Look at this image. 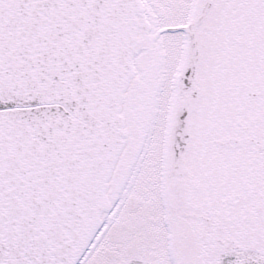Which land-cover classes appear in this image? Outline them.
<instances>
[{"label": "snow or ice", "instance_id": "obj_1", "mask_svg": "<svg viewBox=\"0 0 264 264\" xmlns=\"http://www.w3.org/2000/svg\"><path fill=\"white\" fill-rule=\"evenodd\" d=\"M0 264H264V0H0Z\"/></svg>", "mask_w": 264, "mask_h": 264}]
</instances>
